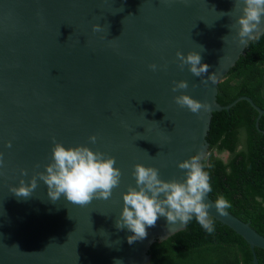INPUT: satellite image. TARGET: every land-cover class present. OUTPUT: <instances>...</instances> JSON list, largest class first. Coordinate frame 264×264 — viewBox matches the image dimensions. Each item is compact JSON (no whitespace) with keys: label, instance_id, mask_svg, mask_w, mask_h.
Segmentation results:
<instances>
[{"label":"water","instance_id":"obj_1","mask_svg":"<svg viewBox=\"0 0 264 264\" xmlns=\"http://www.w3.org/2000/svg\"><path fill=\"white\" fill-rule=\"evenodd\" d=\"M241 14L234 0H0V264H148L155 242L186 229L161 217L130 245L133 233L115 224L123 194L136 186V164L158 168L164 181L184 179L179 163L209 154L213 113L240 101L258 111L259 127L264 110L251 98L217 100L218 85L251 42L240 46L230 30ZM95 24L104 31L93 32ZM178 51L199 52L208 74L181 70ZM174 81L189 87L173 92ZM182 94L208 110L180 108L174 97ZM53 139L115 157L123 175L110 199L53 203L43 181L29 199L11 193L52 162ZM210 214L250 245L259 264L264 236L229 211Z\"/></svg>","mask_w":264,"mask_h":264},{"label":"clouds","instance_id":"obj_2","mask_svg":"<svg viewBox=\"0 0 264 264\" xmlns=\"http://www.w3.org/2000/svg\"><path fill=\"white\" fill-rule=\"evenodd\" d=\"M234 9L242 14L230 26V30L236 29L234 39L238 40L240 46H246L260 34H264V0H234ZM228 13H223L221 17L228 16ZM102 31L104 29L100 24L93 25V32ZM223 40L225 42V37ZM176 56L181 70L189 66V71L195 77L208 74L209 65L201 63L202 56L199 52L192 51L185 56L178 51ZM149 67L152 71L158 69L156 64ZM208 80L214 82L213 75L208 76ZM201 82L206 84L208 81ZM173 83V92L187 90L189 87L186 81ZM174 102L180 108H187L197 115L201 110L207 111L209 108V105L190 95L176 96ZM89 139L93 144L97 142L96 136ZM53 144L52 162L45 165V171L33 175L30 182L20 180L18 187L10 188L11 193L18 198L29 199L37 189L38 181H43L53 203L63 197L72 204L86 206L94 199L108 200L112 197L113 190L119 187L123 175L115 167V157L100 151L94 152L83 145L66 148L55 139ZM8 147H11V143ZM205 159L203 153H198L179 163L178 167L185 172L182 180L164 181L160 178L158 168L145 167L143 164L134 166L136 186H129L123 194V209L115 224L118 230L127 229L133 233L128 237L130 245L146 239L147 229L155 227L161 217L166 218L168 224L184 225L195 219L209 234L215 232V220L210 210L215 207L220 216H226L232 205L224 195H218L214 203L206 202L213 189ZM3 167L4 157L0 153V169ZM36 167L39 168L40 165ZM22 175L27 176V171H22Z\"/></svg>","mask_w":264,"mask_h":264},{"label":"trees","instance_id":"obj_3","mask_svg":"<svg viewBox=\"0 0 264 264\" xmlns=\"http://www.w3.org/2000/svg\"><path fill=\"white\" fill-rule=\"evenodd\" d=\"M243 96L264 110V34L249 43L245 55L218 85L222 106ZM258 117L247 101L214 112L205 163L213 189L209 197L215 202L224 195L232 205L228 211L264 236V114L257 128ZM215 229L209 234L191 220L186 229L152 245L148 264H254L250 245L240 235L216 220ZM255 252L259 264H264V250Z\"/></svg>","mask_w":264,"mask_h":264},{"label":"rangeland","instance_id":"obj_4","mask_svg":"<svg viewBox=\"0 0 264 264\" xmlns=\"http://www.w3.org/2000/svg\"><path fill=\"white\" fill-rule=\"evenodd\" d=\"M222 157H223L224 159H227L228 154H224Z\"/></svg>","mask_w":264,"mask_h":264}]
</instances>
